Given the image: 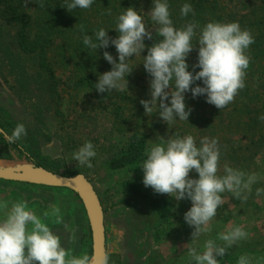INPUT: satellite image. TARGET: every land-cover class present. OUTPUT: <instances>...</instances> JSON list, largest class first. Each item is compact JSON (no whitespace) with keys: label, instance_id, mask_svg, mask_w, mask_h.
I'll use <instances>...</instances> for the list:
<instances>
[{"label":"clouds","instance_id":"obj_1","mask_svg":"<svg viewBox=\"0 0 264 264\" xmlns=\"http://www.w3.org/2000/svg\"><path fill=\"white\" fill-rule=\"evenodd\" d=\"M93 2L66 0L64 8L69 12L77 8L89 9ZM23 3L26 7L29 0H23ZM39 7H44L43 2ZM191 12L192 6L187 3L180 9L182 17ZM148 14L156 25V35L163 38L150 47L146 46L145 38L152 40V32L133 7L118 16L116 38L109 37L103 28L95 32V41L92 36H83V44L88 48L97 51L113 45L118 54L117 61L108 51L103 52V58L112 67L98 76L96 91L109 93L127 89V77L133 70L129 61L134 56H141L147 48L142 64L151 77V98L140 100L145 115L150 116L157 109L159 117L167 125L177 118L188 121L192 111L185 103L184 94L188 92L193 98L205 96L206 102L219 110L234 102L236 95L245 87L246 70L250 65L246 50L255 42L251 32L242 30L238 22H208L202 28L192 22L177 29L170 18L166 0H153ZM198 28L199 32L196 31ZM194 38L197 41L195 46L192 43ZM197 45V63L192 65L193 71H189L187 58ZM259 119L264 121V115ZM26 135L25 125L20 123L11 135L5 133V138L8 144H13ZM161 140L145 152L146 159L139 166L143 170L142 182L156 194H167L177 201H191V207L183 218L193 228L191 242H194L211 232L209 225L217 216L218 208L225 204L222 194L231 193L235 199L246 202L252 185L259 177L255 173L246 174L234 169L227 163L223 166V174H219L221 152L216 138L203 137L199 145L192 135L161 137ZM96 154L94 145L85 141L73 152L72 160L91 168V159ZM191 173L198 174V178H193ZM262 194L264 189L257 188L256 195ZM45 220H51L55 225L64 224L60 207L50 206L41 217L26 200L0 199V264H92L94 258L87 253L75 255L63 247L60 236ZM64 227L67 229L68 225L64 224ZM248 236L243 227L234 226L219 233L216 239L205 240L203 252L189 243L185 247L188 248L190 264H220L218 257H224L229 248ZM103 260L108 264L106 255ZM236 264H252V259L241 255Z\"/></svg>","mask_w":264,"mask_h":264},{"label":"trees","instance_id":"obj_2","mask_svg":"<svg viewBox=\"0 0 264 264\" xmlns=\"http://www.w3.org/2000/svg\"><path fill=\"white\" fill-rule=\"evenodd\" d=\"M41 2L44 7H39ZM142 2L143 0H94L89 9L77 8L69 12L64 8L66 0H36V3L29 0L26 7L23 0H0V17L15 30L11 38L13 47L9 42L4 44L0 40V65L7 70V75L13 81L12 87L22 96V100L36 95L37 108L42 105L47 111L59 112L58 107L63 99L59 85L61 82H68L89 92L101 110L112 115L115 131L124 134L126 142L104 162L105 171L141 163L146 159L145 152L149 149V139L153 135L164 139L192 135L197 145L203 137L218 140L221 152L219 174H223V166L227 163L234 169L258 176L259 163L264 160V121L259 119L264 115V0L257 4H244L243 8L247 7L249 10L242 13L229 7L225 0H166L170 18L177 29L192 22L199 28L208 22H238L242 30L251 32L255 41L246 50L250 65L246 70L245 87L236 95L234 102L219 110L208 104L205 96L193 98L191 92L185 93V103L192 109L189 119L180 121L177 118L169 125L162 121L157 109L150 116L145 115L140 104L141 99L151 98V77L142 64V56L147 55V48L139 58L138 74L144 82L141 87L131 91L125 89L98 93L95 89L98 76L112 67L103 58V52L108 51L116 59L118 54L113 45L94 51L83 44V36H92L95 41L94 34L101 28L108 31L109 37L116 38L118 16L129 7L142 15ZM185 3L192 6L193 12L182 17L180 9ZM154 42L159 41L146 40L145 44L150 47ZM192 43L194 46L197 43L195 38ZM197 55L198 45L187 58L189 71H193L192 65L197 63ZM59 69L70 70L65 81L58 76ZM197 83L203 86L202 82ZM47 111L37 109L35 116L37 114L41 118ZM20 123L22 122L18 124ZM15 126L16 119L12 115L4 117L0 113V127L8 135H11ZM25 128L27 135L13 144H8L4 134L0 132V157L10 156L9 147H12L36 164L54 170L52 163L41 155L38 136L41 127L38 130L27 126ZM190 175L198 178V174ZM257 188L259 187H252V195ZM261 252H264V238L242 240L218 259L220 264H236L241 255ZM109 261L108 258V264H112ZM148 264L157 263L148 256Z\"/></svg>","mask_w":264,"mask_h":264},{"label":"rangeland","instance_id":"obj_3","mask_svg":"<svg viewBox=\"0 0 264 264\" xmlns=\"http://www.w3.org/2000/svg\"><path fill=\"white\" fill-rule=\"evenodd\" d=\"M261 0H225V3L240 10H249L243 5L260 3ZM153 0H143L142 17L146 27L152 32L153 39L163 38L156 35L155 23L148 12ZM15 30L0 17V40L13 47L11 38ZM139 58L129 61L132 73L127 77L128 90H134L144 83L139 78ZM118 61V58H117ZM110 71V70H109ZM62 81L70 75V70L57 71ZM13 81L7 75L5 67L0 65V113L4 117L12 115L16 125L36 129L40 126L39 139L41 155L52 163L54 170L67 175L84 173L94 184L105 213L106 248L112 264H148L151 256L157 264H190L188 248L190 243L199 252H203L207 239H216L217 235L230 227L240 226L249 233L246 240L264 238V194L257 196L256 191L246 202L235 199L231 193H223L225 204L218 208L217 216L210 223L211 232L201 235L191 242V228L184 221V213L191 207V201H177L167 194H156L143 184V170L140 164L118 170L105 171L104 162L126 142V136L116 130L113 117L101 110V107L89 92L81 90L72 83L61 82L59 92L62 104L59 112L38 108L36 95L22 100L12 87ZM34 97V98H33ZM37 109L47 111L41 118L35 116ZM5 119V118H3ZM35 133L34 131H29ZM85 141L94 145L96 156L91 159L93 167L80 166L72 160ZM160 137L153 135L149 139V149L155 143H161ZM10 156L0 157L5 167L16 168L30 159L17 149L9 147ZM42 166V165H41ZM258 181L252 185L264 189V160L258 167ZM258 184V185H257ZM0 199L9 201L23 199L28 202L38 216L49 210L52 205L61 209L64 224L55 225L51 220L44 222L60 236L62 246L73 254L87 253L92 257L90 225L83 203L79 196L69 188L45 187L24 182H14L0 178ZM252 264H264V252L247 254ZM109 261V262H110Z\"/></svg>","mask_w":264,"mask_h":264},{"label":"water","instance_id":"obj_4","mask_svg":"<svg viewBox=\"0 0 264 264\" xmlns=\"http://www.w3.org/2000/svg\"><path fill=\"white\" fill-rule=\"evenodd\" d=\"M0 132L6 131L0 127ZM7 134V133H6ZM0 158V178L50 187H64L72 189L81 199L90 225L92 240V264H104V256L107 255L105 213L100 196L92 181L82 172L67 175L44 166L26 163L21 167H5Z\"/></svg>","mask_w":264,"mask_h":264}]
</instances>
